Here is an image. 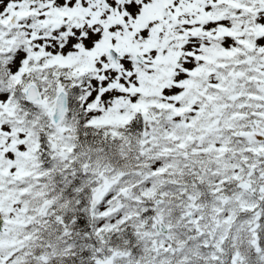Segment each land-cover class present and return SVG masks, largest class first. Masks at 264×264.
<instances>
[{
	"label": "snow or ice",
	"instance_id": "6c2138e0",
	"mask_svg": "<svg viewBox=\"0 0 264 264\" xmlns=\"http://www.w3.org/2000/svg\"><path fill=\"white\" fill-rule=\"evenodd\" d=\"M0 264H264V0H0Z\"/></svg>",
	"mask_w": 264,
	"mask_h": 264
}]
</instances>
